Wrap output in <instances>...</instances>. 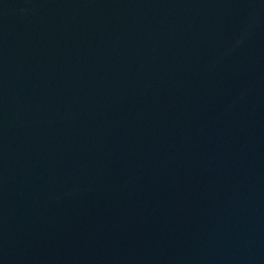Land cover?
Instances as JSON below:
<instances>
[{"label": "water", "instance_id": "obj_1", "mask_svg": "<svg viewBox=\"0 0 264 264\" xmlns=\"http://www.w3.org/2000/svg\"><path fill=\"white\" fill-rule=\"evenodd\" d=\"M0 264H264V0H0Z\"/></svg>", "mask_w": 264, "mask_h": 264}]
</instances>
